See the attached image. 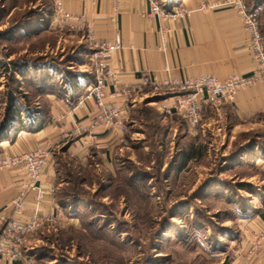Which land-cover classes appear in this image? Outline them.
Instances as JSON below:
<instances>
[{
	"label": "rangeland",
	"instance_id": "374dc122",
	"mask_svg": "<svg viewBox=\"0 0 264 264\" xmlns=\"http://www.w3.org/2000/svg\"><path fill=\"white\" fill-rule=\"evenodd\" d=\"M243 1L255 14L264 41V1L260 6L257 0ZM53 8V0H0V56L12 54L14 63L27 60L26 71L19 74L20 65L12 63V71L0 63V118L16 84L28 107L37 105L46 84L61 86L52 60L55 66L75 69L81 31L54 30L41 38H19L9 44V52L3 51L5 35L19 24L17 20ZM41 61L47 69L51 66L48 79L39 84L43 89L28 87L24 73L39 82ZM11 71L17 77L14 83ZM68 75L67 79L72 73ZM60 81L64 88L62 76ZM132 113L145 122L136 131L145 130L147 135L130 141L126 150H117L112 170L98 158L81 164L57 148L56 196L68 211L75 209L78 220L44 223L27 235L22 250L31 264H229L234 259L242 242L241 224L249 219L253 201L259 204L264 196V164L257 165L250 154L256 144L264 145V126L240 122L235 129L233 124L239 121L232 119L226 139L218 133L187 137L185 119L173 117L170 123L178 130L168 136L167 123L162 125L165 115L155 104H138ZM143 143L151 148L144 149ZM191 154L195 159L187 160ZM71 195L80 197L76 204ZM59 206L69 217L65 206Z\"/></svg>",
	"mask_w": 264,
	"mask_h": 264
},
{
	"label": "crops",
	"instance_id": "0c3cea01",
	"mask_svg": "<svg viewBox=\"0 0 264 264\" xmlns=\"http://www.w3.org/2000/svg\"><path fill=\"white\" fill-rule=\"evenodd\" d=\"M53 1L55 8L36 11L29 18L17 20L19 27L15 26L13 31L5 35L8 43L3 51L7 52L9 44L16 39L31 38V35L41 38L51 31L59 30L53 18L58 4H64L73 13L83 14L88 23L81 31L84 32L83 35L76 41V45L82 47L75 69H71L77 75L78 85L74 87L84 93L95 82V64L100 61L106 68L116 70L120 74L117 84L107 89V101L118 104L127 102L132 107L127 130L123 132L117 127H106L99 123L101 112L94 99H88L82 107H77V103L71 98L72 93L77 91L67 83L64 88L69 99L59 97L55 90H49L38 93L37 105L30 106L29 114L19 105L23 123L19 119L13 120L8 136L0 141V159L15 157L35 148L52 150L49 162L40 177L43 200L37 214L41 225L57 220L64 221L65 218L78 220L73 212L69 217H65L55 197L56 190L60 188L55 164L57 148H61L63 154H69L81 164L98 158L100 163L112 170V159L115 158L117 150H126L130 141L140 140L142 136L147 135L145 130L139 129L145 122L135 117L132 113L134 108L141 103L155 104L158 111L165 115V106L175 101L174 93L164 91L155 94L151 89L135 92L131 98L125 94L112 95L125 84L136 83L141 76L151 74L163 80L168 77H197L208 73L228 78L236 73L249 79L250 84L238 92L235 100H225L219 105H213L212 101L202 103L201 126L197 129L189 127L187 137L198 134L202 137L206 133L215 136V133H218L222 139H226L232 119L239 121L234 122L235 129L239 128L240 122H243L244 126H264V74L259 75L260 68L250 51L249 33L231 0H157L167 13L162 18L150 13V0ZM201 6L204 7L203 10H200ZM118 37L123 43L120 48L109 53L100 52L99 43ZM60 43L58 41L55 45L57 50ZM7 54L5 59L0 56V63L12 66L13 55ZM0 55L3 53L0 52ZM23 59L19 62L15 60V65L21 67L18 69L15 66L18 74L22 73V69H27L23 64V61L27 60ZM52 61L54 64L55 60ZM40 63L43 68L41 79L47 77L51 66L47 69L45 61ZM53 70L58 75L61 89V66L54 64ZM197 94L200 99L207 98L205 92ZM252 113H256V117H252ZM173 117L179 116L162 117V125L166 122L169 128L168 136L178 130L177 125L170 123ZM129 125L131 130L128 129ZM137 125L139 128L136 131ZM138 134L139 137H136ZM66 145L68 147L65 151L63 147ZM142 145L144 149L151 148V145ZM250 154L255 158L257 165L264 164V145L260 147L256 144L251 148ZM244 156H239V159L243 161ZM194 159L195 155H187V160ZM23 178L21 169L0 171V213L10 215L12 212L10 203L21 188L20 180ZM27 198L24 212L15 215L19 220L30 217L35 210L34 198L31 194ZM259 200V204L257 200L253 201L249 219H244L241 224L243 235L240 250L229 264H264V243L258 251L249 253L253 230L264 226V196L259 197ZM47 215H57L58 218L51 221L42 220ZM2 230L3 225L0 227V236ZM22 251L18 259H0V264H26L30 261V256L27 251Z\"/></svg>",
	"mask_w": 264,
	"mask_h": 264
},
{
	"label": "built area",
	"instance_id": "2783aa9c",
	"mask_svg": "<svg viewBox=\"0 0 264 264\" xmlns=\"http://www.w3.org/2000/svg\"><path fill=\"white\" fill-rule=\"evenodd\" d=\"M236 11L249 33L250 51L257 66L260 68L259 75L264 74V47L262 37L255 14L248 11L243 0H231ZM150 13L162 18L167 15L161 4L157 0H150ZM204 7L201 6L200 10ZM53 22L59 30H68L80 32L88 25L87 19L83 14H77L70 11L63 4H58ZM92 39V36L90 35ZM123 45L122 40L114 38L113 40H104L99 43L101 53H109ZM98 56V54H97ZM96 74L94 83L82 94L76 106L82 107L88 99H94L100 109L99 123L106 127H117L125 132L127 122L130 118L131 104L111 103L107 101V89L115 86L120 76L119 72L111 68H106L104 64L98 61L96 64ZM161 71L162 69L159 68ZM248 78L240 77L234 73L228 78H222L216 74L202 73L197 77H168L163 80L155 75L147 74L141 76L136 83L124 85L116 90L112 95L125 94L131 98V95L138 91L151 89L152 92L159 94L172 92L176 99L170 105L165 106L163 112L168 116L183 117L190 129H197L203 119L202 103L212 101L213 105H219L225 100H235L238 92L246 88L249 83ZM199 92H205L207 98L200 99ZM256 117V113H252ZM98 123V124H99ZM52 150L35 148L18 154L15 157H5L0 159V171L4 169H21L24 178L20 180L21 188L15 194L11 201V213H0V227L3 225L0 236V259L16 260L22 254V246L25 243L27 235L31 234L41 225V219L37 214L39 205L43 200V190L40 185L42 171L47 166L51 157ZM29 194L35 200V210L30 217L19 220L15 215L24 212L27 197ZM58 216H45L42 220H56ZM250 240L249 253L258 251L264 243V226L253 230ZM26 264H31L28 261Z\"/></svg>",
	"mask_w": 264,
	"mask_h": 264
},
{
	"label": "trees",
	"instance_id": "16d2710c",
	"mask_svg": "<svg viewBox=\"0 0 264 264\" xmlns=\"http://www.w3.org/2000/svg\"><path fill=\"white\" fill-rule=\"evenodd\" d=\"M262 1H264V0H257L256 6H260V4H261ZM261 33H262V31H261ZM262 43H264V41H262ZM12 63H14V62H12ZM60 66L62 67L61 68V73L64 70V72L62 73L63 81H65L67 84H69L72 87L77 86L78 85L77 75H75L74 72L71 69H68L63 64H60ZM6 67H8V69L10 68V70L13 71V67L12 66L11 67L10 66H6ZM12 71H11V73H12L11 74V82L14 83V82L17 81V77L15 76V74ZM68 73L69 74L72 73V76L69 77V79H67L68 76H69ZM24 74H25V79L27 80V83H28V87H30L33 84V85H35V86H37L39 88V84H41L42 81H44V80L46 81L48 79V77H44V78L39 79V82L38 81H36V82L33 81L32 82L33 77L32 78L30 76L28 77L27 73H24ZM30 81H31V83H30ZM46 86L47 87H46L45 91H41V92H49V90L50 91L51 90L52 91L55 90L56 91V94L59 97L65 98V99H69L68 98V92H67L66 88H63V89L61 88L60 89L58 83H57L56 88H52V86L51 85H48V84H46ZM41 88L42 87H40L39 89L42 90L43 88L42 89ZM74 89H76L75 91H77V92H73L74 94L72 93L71 98H73L72 100L75 103H77L78 100L80 99V97L82 96L83 92L81 93V90L78 91L77 88H75V87H74ZM6 100L7 101L5 103L6 104L5 105V110H4V113L1 116V120H0V141L2 140L3 137L8 136V130L11 127L13 120L19 119V121L23 123V118L21 116V111L19 110V108L17 106V102L21 103L20 105H22V107H24L23 109L27 112V114L30 113V107L27 106L28 102L27 101L25 102L24 100H22L18 96V94H17V84H16V86H14L13 89H11V91L8 92V97H7ZM67 147H68V145H66V146L63 147L65 151L67 150ZM71 196L73 197L72 198L73 199L72 202L74 204H76L77 203L76 201L80 197H78L76 195H71ZM55 197H57L56 196V193H55ZM57 200H58V197H57ZM58 202H59L60 205L65 206V202H63V200H58ZM64 208H65L66 211H68L67 208H66V206ZM71 212H73V214H76L77 215V213H75V209H73L72 211H68L67 213L68 214H72ZM76 215H74V216L76 217Z\"/></svg>",
	"mask_w": 264,
	"mask_h": 264
}]
</instances>
